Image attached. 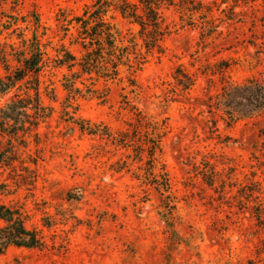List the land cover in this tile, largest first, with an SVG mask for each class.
<instances>
[{"label":"rangeland","instance_id":"rangeland-1","mask_svg":"<svg viewBox=\"0 0 264 264\" xmlns=\"http://www.w3.org/2000/svg\"><path fill=\"white\" fill-rule=\"evenodd\" d=\"M91 3L0 0L2 42L40 41L46 107L0 168V205L43 245L10 246L0 264H264V0H173L149 51L110 10L120 44H137L114 81L58 62L82 57L74 17Z\"/></svg>","mask_w":264,"mask_h":264},{"label":"trees","instance_id":"trees-1","mask_svg":"<svg viewBox=\"0 0 264 264\" xmlns=\"http://www.w3.org/2000/svg\"><path fill=\"white\" fill-rule=\"evenodd\" d=\"M86 4L83 13L75 16L74 21L78 26V38L83 48L82 57L77 60L74 55L66 52L58 59L59 64L67 65L69 69L75 65L80 67L83 73H95L104 80H120V66L125 64V58L137 45L133 39H129L130 45L122 46L120 31L106 17L110 10L118 12L129 23L138 26V34L145 48L149 51L153 48L161 49L160 41L165 34L162 27L163 18L160 8L173 5V0H90ZM227 0H221L225 3ZM240 0H233L238 3ZM0 23V61L7 71L4 77H0V97L9 93L12 89L24 91L16 92L5 104L0 106V136H8V146L0 148V168L13 166L16 149L11 145L12 139L19 137V132L29 134L37 129L40 118L45 116L46 107L42 104L39 91V74L44 65V53L41 50L40 41L36 33L30 38H25L22 33L21 46L15 47L2 42L1 35L11 27ZM34 24L37 26L38 19ZM16 28L12 30L15 32ZM12 57L18 65L10 69L9 59ZM130 85H133V79ZM69 89L73 90L72 81L67 79ZM192 80L186 77L183 84L188 88ZM263 90L262 85H257ZM260 106L264 104V93H260ZM37 134V132L35 133ZM157 143L152 144L154 149ZM151 155V159H154ZM211 184V183H209ZM4 184L0 182V190ZM0 219L4 225L0 226V255L10 246L38 248L43 241L37 230L27 227V219L20 210L5 205H0Z\"/></svg>","mask_w":264,"mask_h":264}]
</instances>
